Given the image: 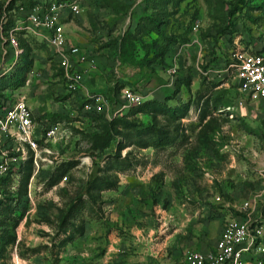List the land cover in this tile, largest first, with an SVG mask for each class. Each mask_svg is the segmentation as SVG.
Returning a JSON list of instances; mask_svg holds the SVG:
<instances>
[{
    "label": "rangeland",
    "instance_id": "rangeland-1",
    "mask_svg": "<svg viewBox=\"0 0 264 264\" xmlns=\"http://www.w3.org/2000/svg\"><path fill=\"white\" fill-rule=\"evenodd\" d=\"M150 20L172 39L146 28L118 52V39ZM65 29L68 45L96 61L77 66L83 91L65 97L58 59L40 40L22 85L0 82V115L23 96L35 122L61 128L38 154L0 134V264H187L212 249L226 219L264 222V105L240 107L232 66L264 32V0H84ZM116 55L119 83L147 107L84 114L86 92L116 105ZM112 118L110 145L93 148Z\"/></svg>",
    "mask_w": 264,
    "mask_h": 264
},
{
    "label": "built area",
    "instance_id": "built-area-1",
    "mask_svg": "<svg viewBox=\"0 0 264 264\" xmlns=\"http://www.w3.org/2000/svg\"><path fill=\"white\" fill-rule=\"evenodd\" d=\"M84 0H0V77L8 73L26 51L22 44L37 42L47 45L56 55L62 72V80L68 96L74 97L84 90V73L77 69H95L93 55L85 53L76 45H68L66 24L82 10ZM198 24L194 25L196 29ZM250 49L234 52L232 66L235 68V82L241 93L240 107H247L258 113L264 105V32L259 35ZM12 54V61L7 58ZM119 62L115 63L113 73L118 75ZM176 61L166 72L173 75L177 71ZM31 72V71H30ZM209 75L208 71L203 72ZM210 76V75H209ZM244 79L242 86L239 80ZM81 105L83 113H105L108 117L120 115L131 106L143 102V97L127 86L121 87L117 96V107H112L104 95L89 94ZM232 115L230 107H224ZM61 128L59 123L46 124L44 119L34 121V115L25 97L3 109L0 115V134L15 136L29 145L35 153L39 141L55 139ZM38 154V153H36ZM35 163L37 161L35 159ZM244 256L253 257L255 264H264V222L262 220L238 221L226 219L222 232L207 251L190 252L187 264H247Z\"/></svg>",
    "mask_w": 264,
    "mask_h": 264
},
{
    "label": "trees",
    "instance_id": "trees-1",
    "mask_svg": "<svg viewBox=\"0 0 264 264\" xmlns=\"http://www.w3.org/2000/svg\"><path fill=\"white\" fill-rule=\"evenodd\" d=\"M160 25H163V21L157 20L155 22H153V21L151 22V20H150L149 25H145L143 23L138 22V24L135 26V29L132 32L127 31L124 34V36H122L120 39H118V41H117L118 52H120V50H121V46H122L123 41H125V40H128V41L140 40L141 38L139 35H141L142 32L144 30H146V28H148V30H150V31L157 32L158 34H160V36L162 38H165V40H167V41L172 39L170 37H164L163 33L161 32V28H160L161 26ZM22 44H24L26 47L25 53L23 54L21 59L14 65V67L8 73H6L5 75L0 77V82L5 81V82H8L10 84H13V85H15L14 88L19 86V85H22V83L25 81V75L31 71V68H30L31 59L29 58L30 57L29 54H30L32 46L29 45L28 43H24V41H22ZM151 46L158 47L156 43H153V45H151ZM166 46H167L166 44L163 45L161 47L162 51H159V53H156L152 59L147 60V64L155 62L156 57H158V56L162 57L164 55V51L166 49ZM115 58L117 59V61L119 62L120 65L124 64L123 61L120 59V55H116ZM114 84H115V88H114L115 92L114 93H116L115 104H117V100H118L117 96H118L119 90L124 85L122 83L121 84L119 83V78H117V77L115 78ZM65 97L67 98L68 95H66ZM83 102H84V100L79 103L78 108H80V106L82 105ZM111 105H113V103ZM145 107H147V102L143 101L139 105L131 106L128 109V112L132 111V113L134 114L138 111L143 110V108H145ZM90 114L104 115L105 113H103V112L102 113H92V112L86 113V115H90ZM40 120H42V119H40ZM44 120L46 121V119H44ZM114 121H115V118H112V120L110 122H108L107 125H105L104 128L100 132L95 133L92 136L91 141H92L93 148L103 150L110 145L111 141L114 138L113 133H112V127H113ZM168 142L169 141L166 139H159V140L155 141L154 144L159 146V147H163V146H166L168 144Z\"/></svg>",
    "mask_w": 264,
    "mask_h": 264
},
{
    "label": "water",
    "instance_id": "water-1",
    "mask_svg": "<svg viewBox=\"0 0 264 264\" xmlns=\"http://www.w3.org/2000/svg\"><path fill=\"white\" fill-rule=\"evenodd\" d=\"M243 82H244V79L241 78V79L239 80L238 85H239V86H242Z\"/></svg>",
    "mask_w": 264,
    "mask_h": 264
},
{
    "label": "crops",
    "instance_id": "crops-1",
    "mask_svg": "<svg viewBox=\"0 0 264 264\" xmlns=\"http://www.w3.org/2000/svg\"><path fill=\"white\" fill-rule=\"evenodd\" d=\"M207 251V250H206Z\"/></svg>",
    "mask_w": 264,
    "mask_h": 264
}]
</instances>
